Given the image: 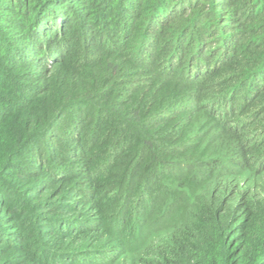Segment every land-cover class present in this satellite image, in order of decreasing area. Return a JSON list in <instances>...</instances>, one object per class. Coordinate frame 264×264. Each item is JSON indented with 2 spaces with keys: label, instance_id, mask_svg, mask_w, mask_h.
Instances as JSON below:
<instances>
[{
  "label": "trees",
  "instance_id": "1",
  "mask_svg": "<svg viewBox=\"0 0 264 264\" xmlns=\"http://www.w3.org/2000/svg\"><path fill=\"white\" fill-rule=\"evenodd\" d=\"M264 0H0V264H264Z\"/></svg>",
  "mask_w": 264,
  "mask_h": 264
},
{
  "label": "rangeland",
  "instance_id": "2",
  "mask_svg": "<svg viewBox=\"0 0 264 264\" xmlns=\"http://www.w3.org/2000/svg\"><path fill=\"white\" fill-rule=\"evenodd\" d=\"M264 193V192H263Z\"/></svg>",
  "mask_w": 264,
  "mask_h": 264
}]
</instances>
